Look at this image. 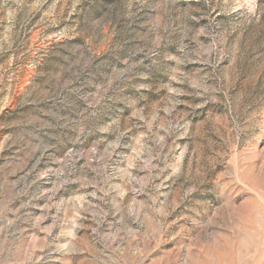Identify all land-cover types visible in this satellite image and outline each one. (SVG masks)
I'll use <instances>...</instances> for the list:
<instances>
[{"label":"rangeland","instance_id":"374dc122","mask_svg":"<svg viewBox=\"0 0 264 264\" xmlns=\"http://www.w3.org/2000/svg\"><path fill=\"white\" fill-rule=\"evenodd\" d=\"M0 264H264V0H0Z\"/></svg>","mask_w":264,"mask_h":264}]
</instances>
